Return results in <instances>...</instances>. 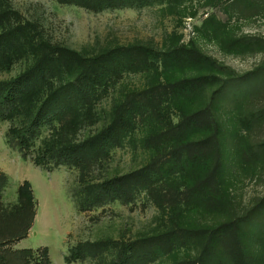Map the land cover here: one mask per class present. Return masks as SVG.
Listing matches in <instances>:
<instances>
[{
  "label": "rangeland",
  "instance_id": "obj_1",
  "mask_svg": "<svg viewBox=\"0 0 264 264\" xmlns=\"http://www.w3.org/2000/svg\"><path fill=\"white\" fill-rule=\"evenodd\" d=\"M258 15L254 7L225 0H0V34L19 30L13 51L0 67V81L16 79L29 70L41 58L44 43L86 59L132 45L165 51L187 47L246 77L236 86L238 94L229 91L221 99L226 161L224 200L219 207H214L212 185L204 189L205 200L198 206L185 198L171 205L161 196L160 188L179 194L191 188L198 176L190 166L181 168L170 181H166L167 174L133 180L129 193H118L112 186L115 179L151 168L157 157L151 138L159 133L153 118L132 126L122 142L92 155L83 166L63 162L55 154L42 166L35 164L49 147L82 143L106 129L127 99L157 86L158 79L165 76L163 71L154 72L150 64L149 70H142L126 58L112 63L108 78L99 82L88 98L73 105L69 115H54L41 124L27 159L18 146L9 145L12 123L0 118V173L8 180L1 189L0 211H19L18 190L25 181L32 183L37 202L29 237L10 249L47 248L52 264H67V258L70 264H112L137 243L140 259L136 264H190L201 257L203 241L186 240L173 252L156 241L143 242L174 235L181 227L196 224L211 228L240 221L258 208L264 198V154L254 152L258 144L264 145V125L254 124L250 112L263 108L264 94L258 93L262 82L250 83L247 77L261 69L264 54L233 49L230 39L244 34L264 36V19ZM171 72L176 79L210 73L192 64L171 68ZM79 75L80 68L66 56L38 102L45 98L47 89L65 85ZM218 87L219 82L206 84L191 95V110L206 105ZM171 114L178 121L180 112ZM259 215L250 219L264 225V216ZM249 236L250 249L260 255L257 264H264V230Z\"/></svg>",
  "mask_w": 264,
  "mask_h": 264
},
{
  "label": "trees",
  "instance_id": "obj_2",
  "mask_svg": "<svg viewBox=\"0 0 264 264\" xmlns=\"http://www.w3.org/2000/svg\"><path fill=\"white\" fill-rule=\"evenodd\" d=\"M225 1L254 7L259 12L258 16L264 19V0ZM63 2L71 3L74 0H63ZM92 5L93 3H89L88 6ZM18 34V29L0 34V67L13 51ZM230 39L233 49L253 50L264 54V36L244 34ZM165 50L132 45L120 47L116 51L94 59H86L76 52L44 43L41 58L29 70L16 79L0 81V118L12 123L8 133L9 145L18 146L23 157L27 159L34 143V135L41 124L54 115L62 118L69 115L73 105L88 98L92 89L108 78L112 63L126 58L132 61L133 66L142 70H149L148 64H150L154 72L163 71L165 76L158 79L157 86L151 91L135 93L127 99L116 111L112 123L106 129L82 143L49 147L48 153L39 156L35 164L42 166L50 154H55L63 162L83 166L92 155L122 142L126 137L125 133L132 126L153 118L159 133L151 138L157 156L151 168L139 174L115 179L111 182L112 186L117 188L118 193L124 190L125 193H129L128 187L132 185L133 180L143 181L153 179L156 175L167 174L166 181H170L169 178L179 173L181 168L190 166V170L198 176L191 188L181 194L160 188L161 196L171 205L185 198L186 201H193L198 206L205 200L204 189L212 185L216 193L214 207L216 205L219 207L224 200L221 193L226 161L222 143L225 126L219 115L221 99H225L229 91L234 90L233 93L238 94L236 86L242 85L246 77L240 76L231 68L219 64L196 49L180 47ZM66 56H71L76 66L80 68L79 77L60 87L47 89L45 98L38 102L40 93L44 92L48 80ZM187 64L199 66L204 70L207 68L210 73L205 77L191 79L173 77L171 68ZM263 74L264 64L260 70L251 75V78L247 77L250 83L262 82L263 88L258 91L260 95L264 94ZM218 82L219 87L210 101L196 111L191 110V95L197 94L206 84L215 85ZM171 110L180 112L178 121L171 114ZM250 115L254 124L264 125V106L260 110L252 109ZM18 121L22 122L20 126L17 125ZM257 148L254 153L264 154V145L258 144ZM126 180L130 184L127 185ZM7 182V177L0 173V200L1 189ZM18 194L19 211L8 213L0 211V264H52L47 248L38 251L10 249L13 244L29 237L37 216V202L32 183L25 181L19 187ZM256 214L264 216V198L258 208L240 221H227L211 228L196 224L191 227H181L174 235H165L160 240L153 239L143 244L156 241L154 243H160L162 248L173 252L180 247L181 242L189 239L201 240L202 255L195 263L190 264H257L260 255L259 252L250 249L249 234L260 229L264 230V225L258 224L254 218V220L250 219ZM137 251L138 244L133 243L126 254L117 258L112 264H136L140 259ZM70 262L71 259L67 258L66 263L70 264Z\"/></svg>",
  "mask_w": 264,
  "mask_h": 264
}]
</instances>
